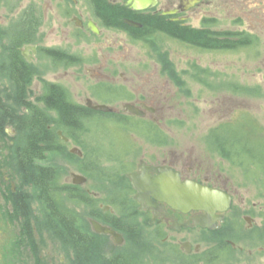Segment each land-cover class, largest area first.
I'll return each instance as SVG.
<instances>
[{"label":"flooded vegetation","instance_id":"1","mask_svg":"<svg viewBox=\"0 0 264 264\" xmlns=\"http://www.w3.org/2000/svg\"><path fill=\"white\" fill-rule=\"evenodd\" d=\"M37 1L39 9L28 5L26 10L7 12L3 14L6 17H0V264H25V257L35 260L32 264H46L45 252H41V248L45 247L47 229L38 221L29 219V194L25 186L21 189L19 180L27 181L25 176L29 173L25 171L20 150L23 152L28 144L25 137L31 128L32 117L38 115L45 122L48 116L54 123L46 124V127L56 126L59 109L54 103L57 96L74 106L76 114L71 124L55 130L59 143L80 147L78 135L86 131L84 126L88 125L92 143L102 148L99 153H94L96 147L93 146V154L87 157L83 152L77 154L82 163L86 158L90 177L86 176L82 184H73L76 194L70 197L85 203L90 210L89 230L79 227L77 213L58 206L62 213L67 212L75 229L87 234L92 250L97 252L102 262H96V257L90 262L82 260L71 240L62 235L66 230L58 220L49 218L45 224L42 222L45 226L48 223L55 240L69 250L71 264H111V261L118 264L122 260L139 264L138 255L105 253L96 244L97 238L107 239L114 245L135 243L138 239L162 243L176 241L182 252H197L199 245H193L185 238L177 240L175 235L191 227L207 230L193 221L204 211L174 208L166 201L150 196L146 188H134L128 175L156 176L153 169L159 168L178 173L181 180L190 179L221 189L231 196V205L224 212V219L232 207L234 195L221 182L224 177L218 162L222 158L235 162L249 158L259 166L255 151L264 148V140L260 136L262 130L246 113L239 117L236 115V119L230 117L218 121L213 128L217 139L206 141V147L210 148L208 153L219 160H213L209 166L188 147L176 150L173 142L148 140L150 137L155 139L158 129L166 126L159 123L156 115L170 111L168 107L165 109L159 92L136 85L144 76L143 68L154 62L149 58L147 60L150 61L127 59L130 50L126 42L140 43L139 49L156 50L155 38L161 37L198 49L232 50L250 46L255 40L245 31L213 29L218 18L212 15H224L221 6L216 12L207 9L217 0H196L193 3L190 2L192 0H156L154 4L141 8H134L128 0ZM105 7L118 11L116 20H107L109 13L105 12ZM10 15L19 16L14 20ZM194 18H198L199 26L191 23ZM90 24H94L97 31ZM171 25L214 33L213 37L221 46L206 47L174 36L169 31L168 26ZM54 27L64 45L46 42L47 30ZM239 40L242 42L238 43ZM222 43L226 44L223 46ZM154 69L157 77L165 76L164 61H155ZM68 70L76 81L83 84L78 86L83 88L80 95L74 91L68 94L66 90L63 74L67 75ZM100 105L108 110L97 109L96 106ZM107 119L117 123H107ZM238 131L245 135L238 137ZM7 135L13 138L8 148L4 141ZM18 139L23 143L16 151L13 147ZM102 160L109 166L103 169V162L96 170V163ZM98 170L107 173V183L110 175L113 179L121 176L124 183L99 189L94 176ZM86 183L88 187L83 188ZM93 220L113 229L120 242L116 243L110 233L96 231ZM244 220L251 225L253 217L245 214ZM53 227L61 235L55 233ZM225 241L233 246L229 238ZM186 243H189L188 251L183 248ZM25 244L28 251L23 250Z\"/></svg>","mask_w":264,"mask_h":264},{"label":"rangeland","instance_id":"2","mask_svg":"<svg viewBox=\"0 0 264 264\" xmlns=\"http://www.w3.org/2000/svg\"><path fill=\"white\" fill-rule=\"evenodd\" d=\"M28 5L37 9L40 7L37 0H0V17H6L7 15L3 14L7 12L17 13L26 10L25 7ZM220 6L224 15H212L218 18L216 25L212 26L213 29L245 31L253 37L255 43L232 50H208L188 47L169 38L158 37L155 38L154 43L156 50H153L139 49L140 43L126 42L130 50V56L127 59L153 60L154 63L164 61L166 65L165 76L157 77L154 63H149L143 68V78L136 83L137 86L148 90L155 89V92H159V98L163 100L165 109L168 107L170 111L168 114L159 112L156 115L159 123L166 124L167 127L159 128L155 139L154 137L147 139L173 142L176 150L188 147L201 159H205L208 166L214 162L213 160L218 162L219 159L215 158L214 154L208 153L209 147H206V141L210 140L215 133L214 125L222 119L230 117L236 119V115L239 117L246 113V116L249 115L260 125L262 130L260 136L264 140V0H217L207 9L216 12ZM10 16L16 20L19 15ZM190 21L193 25L199 26L198 18ZM56 31L55 27L47 30L46 42L53 43V45H64V41H61ZM148 58L150 60H147ZM63 71L64 68L61 72ZM63 76L68 94H73L74 91L80 95L83 88H78V86L82 87V82L74 79L71 70ZM34 86L35 84L32 85ZM234 107L236 110L233 109ZM106 122L117 123L111 119H107ZM84 128L86 131L78 135L81 146L77 149L84 153V157H87L93 154L92 147L98 144L92 143V133L90 130L88 132V125ZM7 136L4 141L8 148L13 138ZM22 143V140L18 139L13 149L16 148L17 151V147ZM73 147L67 144L64 146L66 154L46 155L44 159L36 162L40 165L49 162L55 164L60 169L59 185L72 186V173L85 177L89 174L86 169V158L82 163L77 154H72V156L67 154ZM11 150L12 148L10 152ZM100 151L102 148H94V153ZM230 161L222 158L218 162L224 177L221 182L234 195L232 207L227 211L224 219L212 230L191 227L175 235L177 240L185 238L193 245H199L197 252L195 250L190 253L182 252L176 241L162 243L155 240L138 239L139 241L135 243L126 242L114 245L107 239L97 238L96 244L98 243L105 253L124 252L127 255H138L139 264H264V237L262 236L264 230V169L249 158H243L240 162ZM103 162L104 160L96 163V170ZM101 165L105 170L109 166L105 162ZM98 171L99 173L94 176L100 183L97 184L99 189L124 183L121 176L113 179V175H110L111 179L107 183V173L103 170ZM19 180L21 189L25 186L29 194V219L38 221L40 226L47 229L45 247L41 248V252H45L46 264H71L69 250L63 248L62 244L60 245L55 240L56 237L48 228V223L47 226L44 225L47 217L33 184L29 179L23 181L20 178ZM28 182L29 185L26 186ZM87 187L88 183L83 185V188ZM59 195L57 194L54 198L57 199V206L62 205L63 209L77 213L79 227L89 230L88 220L91 214L87 205L70 198L65 193ZM245 214L253 217L251 225L249 221L244 220ZM223 231L226 234L224 238H229L233 246L220 251L217 246L221 239L217 236ZM27 247L28 245L25 244L23 250L28 251ZM24 261L25 264H32L35 260L25 257Z\"/></svg>","mask_w":264,"mask_h":264},{"label":"trees","instance_id":"3","mask_svg":"<svg viewBox=\"0 0 264 264\" xmlns=\"http://www.w3.org/2000/svg\"><path fill=\"white\" fill-rule=\"evenodd\" d=\"M105 12H108L109 15H105L108 21H114L117 19L116 12L117 10L111 7H105ZM169 31L177 37H180L186 41L191 43H198L204 45L206 47L212 48H219L221 45L219 41L215 40L213 37L214 33H209L197 29H191L186 27H177V26H168ZM226 42L225 40H223ZM241 43L242 40L237 41ZM237 42H235L237 44ZM226 43H222L224 46ZM57 96V95H56ZM57 102L54 103L58 106L59 109V118L56 120V126L54 128H47L46 124H53L54 121L46 116L45 122L44 118H40L38 115L32 117L31 121V128L29 132L26 133L27 137V146L26 149L22 152L21 151V158L25 161L24 168L29 173L27 178L33 184V188L35 189L38 200L41 201L44 212L47 219L51 220L54 219L58 220L62 226L65 228L66 231H63V236H67L71 240L72 246H74L77 254L79 257L82 258L85 262H90L93 258L96 257V262L101 260L99 259L97 252L92 250L90 240H87V234L81 231L80 229L77 230L73 226L72 220L68 219L67 212H61V209L57 206V199L56 195L60 196V193H65L69 197H73L76 194L75 186L71 185H59L60 180V169L56 167L55 164L49 162L45 165H40L36 163L39 160H42L47 156H50L54 153H65L64 146L59 143L58 136L56 135L55 130L57 128L62 127L63 125L68 126L67 124H71L74 120L76 114L73 108L74 106H70L69 104L65 103L63 99L60 97H56ZM239 134L237 136H244L245 133L242 131H238ZM215 134V133H214ZM211 136L210 139H217V136ZM255 156L259 160V164L261 165L262 169H264V148L255 151ZM69 156L71 154L67 153ZM83 200V199H82ZM54 232L58 235L57 229L54 228ZM259 233V232H258ZM225 232H221V235L218 234L217 237L221 239L217 246L218 249H230L231 245L225 241ZM262 236L264 237V230L262 232ZM111 264H115L112 263ZM118 264H129V262H119Z\"/></svg>","mask_w":264,"mask_h":264},{"label":"water","instance_id":"4","mask_svg":"<svg viewBox=\"0 0 264 264\" xmlns=\"http://www.w3.org/2000/svg\"><path fill=\"white\" fill-rule=\"evenodd\" d=\"M195 1L192 0L190 2L193 3ZM155 2L156 0H128V3H131L134 8H141L149 4H154ZM90 27L94 31H97L94 24H90ZM96 108L108 110L104 105L96 106ZM58 133L61 134V131ZM70 153L80 155L81 151L73 147L70 149ZM153 170L157 172L156 176L129 174L128 176L134 188L139 190L146 188L150 196L164 200L172 207L183 211L191 209L202 210L204 211L203 214L193 218L194 224L209 229L217 227L218 222L223 219L224 212L231 205L230 194L194 180H181L179 174L171 170H162L159 168H154ZM85 181L86 177L84 175L72 173L73 184H82ZM92 223L96 231L110 233L113 235L116 243L120 242L119 235L113 229L94 220ZM186 245L184 249L188 251L189 243H186Z\"/></svg>","mask_w":264,"mask_h":264}]
</instances>
